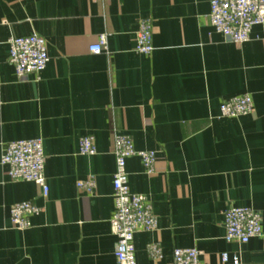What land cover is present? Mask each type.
I'll return each instance as SVG.
<instances>
[{
    "label": "crops",
    "instance_id": "obj_1",
    "mask_svg": "<svg viewBox=\"0 0 264 264\" xmlns=\"http://www.w3.org/2000/svg\"><path fill=\"white\" fill-rule=\"evenodd\" d=\"M209 0H0V153L6 142L39 137L47 195L10 180L0 165V264H116L112 132L135 150L155 151L146 174L138 156L125 160L129 190L145 194L156 216L133 234L136 264H171L175 247H194L206 264L219 254L264 264V23L241 43L209 25ZM151 24L149 54L133 51L137 20ZM35 32L48 60L17 79L7 39ZM106 33L105 51L87 46ZM248 94L251 111L217 117L220 102ZM92 137L95 153H77ZM91 176L92 193L76 187ZM39 208L30 226L8 221L10 204ZM248 206L261 234L225 241L222 210ZM156 242L160 257L147 254Z\"/></svg>",
    "mask_w": 264,
    "mask_h": 264
},
{
    "label": "built area",
    "instance_id": "obj_2",
    "mask_svg": "<svg viewBox=\"0 0 264 264\" xmlns=\"http://www.w3.org/2000/svg\"><path fill=\"white\" fill-rule=\"evenodd\" d=\"M103 2L105 0H97ZM207 20L212 29L222 38L233 43L248 39L251 26L264 23V0H209ZM132 49L139 54H149L151 44V24L147 17H140L134 30ZM106 33L97 35V40L87 46L89 52L98 54L105 51ZM8 62L13 66L17 79L29 74L37 75L45 66L48 56L42 36L31 32L23 36L7 39ZM251 111L248 94L230 96L218 106L217 117H236ZM92 137L82 136L78 140L77 153H95ZM111 153L114 168L111 175V197L113 210L109 217V227L115 236L113 256L116 264H136L133 234L137 231H151L156 227V216L145 194L131 192L127 184L125 160L138 156L146 174L154 171L155 151L135 150L131 137L113 130ZM0 165L10 180L30 181L40 188L43 197L47 195V184L43 173L44 154L39 137L22 138L6 142L0 153ZM76 187L92 193L94 180L87 176L76 181ZM39 208L28 200L14 202L8 207V221L12 228L23 230L30 226L29 216L37 214ZM223 238L225 241L245 243L253 236L261 234L260 215L248 206L229 205L222 210ZM149 256L160 257V247L156 242L146 246ZM171 264H206L199 259L194 247H175L171 251ZM219 264H244L236 255L228 257L219 254Z\"/></svg>",
    "mask_w": 264,
    "mask_h": 264
}]
</instances>
